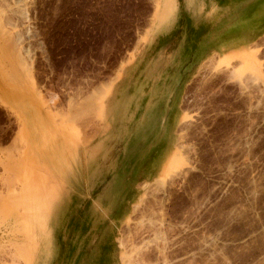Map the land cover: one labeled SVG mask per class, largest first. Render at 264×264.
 I'll list each match as a JSON object with an SVG mask.
<instances>
[{
  "label": "rangeland",
  "instance_id": "374dc122",
  "mask_svg": "<svg viewBox=\"0 0 264 264\" xmlns=\"http://www.w3.org/2000/svg\"><path fill=\"white\" fill-rule=\"evenodd\" d=\"M0 264H264V0H0Z\"/></svg>",
  "mask_w": 264,
  "mask_h": 264
},
{
  "label": "bare ground",
  "instance_id": "6f19581e",
  "mask_svg": "<svg viewBox=\"0 0 264 264\" xmlns=\"http://www.w3.org/2000/svg\"><path fill=\"white\" fill-rule=\"evenodd\" d=\"M187 6L189 7V9H190V1H188L187 2ZM92 106V105H91ZM90 113V112H89ZM78 118V117H77ZM77 120V119H76ZM42 195H44V194H42ZM45 199V200H44ZM37 202H38V199L36 200ZM40 201H42V204H39L40 205V207H42V211H39V213H38V210H37V208H36V203H35V200L34 201H26V203H29V206L30 205H32V204H34L33 205V211H31V213H34V214H36V215H38V216H40V212H46V211H48L49 210V201H47V199L46 198H44V197H42V199H41V197L39 198V202ZM51 201V200H50ZM28 206V207H29ZM47 213V212H46ZM30 215V214H29ZM32 217L36 220V224L38 225V226H40V227H44V225L45 224H43V223H41V219L40 218H36V217H34L33 215H32ZM31 218V217H30Z\"/></svg>",
  "mask_w": 264,
  "mask_h": 264
}]
</instances>
